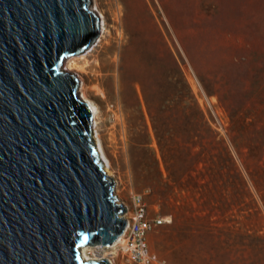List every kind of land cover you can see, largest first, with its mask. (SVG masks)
Returning <instances> with one entry per match:
<instances>
[{
    "label": "rangeland",
    "instance_id": "374dc122",
    "mask_svg": "<svg viewBox=\"0 0 264 264\" xmlns=\"http://www.w3.org/2000/svg\"><path fill=\"white\" fill-rule=\"evenodd\" d=\"M141 1L119 38L88 0L107 28L72 55L85 71L63 64L99 108L118 202L165 219L148 243L168 264H264V0Z\"/></svg>",
    "mask_w": 264,
    "mask_h": 264
},
{
    "label": "water",
    "instance_id": "95a60500",
    "mask_svg": "<svg viewBox=\"0 0 264 264\" xmlns=\"http://www.w3.org/2000/svg\"><path fill=\"white\" fill-rule=\"evenodd\" d=\"M100 27L88 0H0V264H110L82 249L116 243L125 209L63 68Z\"/></svg>",
    "mask_w": 264,
    "mask_h": 264
},
{
    "label": "built area",
    "instance_id": "2783aa9c",
    "mask_svg": "<svg viewBox=\"0 0 264 264\" xmlns=\"http://www.w3.org/2000/svg\"><path fill=\"white\" fill-rule=\"evenodd\" d=\"M123 204L125 206V212L123 214L126 221L125 226H130V233L123 235L126 241L125 244L120 242L113 245L110 244L111 247L116 245L118 250L113 251L112 255L104 254V258L101 257V259H107L110 264H116V256L122 253L132 264H168L165 259L151 251L148 243L149 234L163 224L165 219L159 217L151 218L148 215L147 203L141 194H133L131 202L129 204ZM96 246L98 247L99 245ZM104 248V246L100 247L97 253H104Z\"/></svg>",
    "mask_w": 264,
    "mask_h": 264
},
{
    "label": "bare ground",
    "instance_id": "6f19581e",
    "mask_svg": "<svg viewBox=\"0 0 264 264\" xmlns=\"http://www.w3.org/2000/svg\"><path fill=\"white\" fill-rule=\"evenodd\" d=\"M111 4V9H112V13H113V19L114 21L118 24L117 26V35L119 36V38H123L125 36V22L126 19L129 15V9L131 7H133L134 9V5H136V9L138 8L139 11L141 10V12H145L144 6H143V2L141 0H110ZM138 11V10H137ZM95 12V10H94ZM136 11H134L135 13ZM137 13V12H136ZM135 13V14H136ZM97 14V12H96ZM140 14V12H139ZM98 18L101 20V28L102 29H106V20L104 15L101 13L100 15H98ZM101 29V30H102ZM69 60H65L64 64H66L68 70H80V71H85V67L84 66H80L78 63V59L77 57H69ZM81 59H85L82 58ZM66 62V63H65ZM80 98L89 104L90 108H91V112H92V120L97 123L98 122V118H99V108L97 107V105L95 104V102H93V100L89 97V95L87 94V92L85 91V89L83 91H81V96ZM97 150L100 151V153H104L103 151V146L100 145L99 148L97 147ZM105 155V153H104ZM106 158V156H104ZM102 159V158H101ZM103 160V159H102ZM104 162V160H103ZM105 163V162H104ZM108 164V165H107ZM109 161L106 158V165H105V170L110 173V169H109ZM124 208V207H123ZM125 209V208H124ZM125 211V210H124ZM123 216V214H122ZM128 233H130V226H125L124 230L118 235L119 237L116 238V243H122L125 244V237H123V235H128ZM115 244V242H113L111 245ZM108 245H103V244H99V246H96V252H99L100 247L104 246L105 248L103 249L104 254H108L111 253V255L113 254V251H115L116 249L118 250V248H116V245L114 247H111ZM112 248V249H110ZM115 248V249H114ZM89 247L84 246L82 249V253H83V257L84 259H91V257L89 256V252H88Z\"/></svg>",
    "mask_w": 264,
    "mask_h": 264
},
{
    "label": "trees",
    "instance_id": "16d2710c",
    "mask_svg": "<svg viewBox=\"0 0 264 264\" xmlns=\"http://www.w3.org/2000/svg\"><path fill=\"white\" fill-rule=\"evenodd\" d=\"M87 44H88V43H87ZM86 48H87V45L84 44V45L82 46L81 51H84ZM79 53H80V52H79ZM90 125H91V121L87 122V127H89V129H90ZM159 145H160V140H159ZM121 209H123V206L121 207Z\"/></svg>",
    "mask_w": 264,
    "mask_h": 264
}]
</instances>
